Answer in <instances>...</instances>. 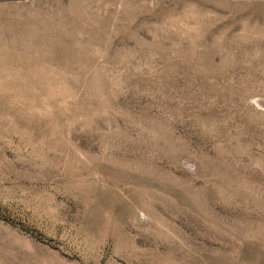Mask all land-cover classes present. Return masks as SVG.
<instances>
[{
    "label": "rangeland",
    "instance_id": "obj_1",
    "mask_svg": "<svg viewBox=\"0 0 264 264\" xmlns=\"http://www.w3.org/2000/svg\"><path fill=\"white\" fill-rule=\"evenodd\" d=\"M0 264H264V0H0Z\"/></svg>",
    "mask_w": 264,
    "mask_h": 264
}]
</instances>
